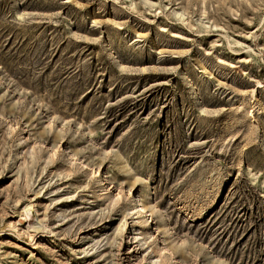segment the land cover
<instances>
[{
    "label": "rangeland",
    "instance_id": "374dc122",
    "mask_svg": "<svg viewBox=\"0 0 264 264\" xmlns=\"http://www.w3.org/2000/svg\"><path fill=\"white\" fill-rule=\"evenodd\" d=\"M0 264H264V0H0Z\"/></svg>",
    "mask_w": 264,
    "mask_h": 264
},
{
    "label": "bare ground",
    "instance_id": "6f19581e",
    "mask_svg": "<svg viewBox=\"0 0 264 264\" xmlns=\"http://www.w3.org/2000/svg\"><path fill=\"white\" fill-rule=\"evenodd\" d=\"M144 207L141 203H139L136 207H135V210H139L140 212H143L144 211ZM27 208V207H26ZM27 211V209H26ZM135 214V213H134ZM28 218V217H27Z\"/></svg>",
    "mask_w": 264,
    "mask_h": 264
}]
</instances>
